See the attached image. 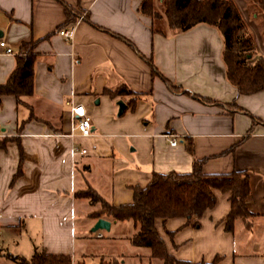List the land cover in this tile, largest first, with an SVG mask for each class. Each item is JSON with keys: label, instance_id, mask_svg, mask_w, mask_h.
Listing matches in <instances>:
<instances>
[{"label": "crops", "instance_id": "crops-1", "mask_svg": "<svg viewBox=\"0 0 264 264\" xmlns=\"http://www.w3.org/2000/svg\"><path fill=\"white\" fill-rule=\"evenodd\" d=\"M61 1L80 12L70 41L57 34L67 25L59 1L0 0V40L13 53L0 47V83L14 67L20 44L34 42L35 55L32 94L19 101L0 96L6 135L0 138V255L8 264L14 263L7 254L27 259L35 250L68 255L72 263L116 258L156 264L148 248L130 245L135 231L130 221L104 218L108 231L97 230L93 237L102 239L124 223L122 245L102 243L90 250L85 231L96 219L88 216V199L74 193L89 185L113 205L130 203L131 187H144L153 173H188L193 161L201 160L203 174L245 172V203L254 217L247 225L236 219L232 231H224L228 194L214 189L215 202L197 227L183 217L155 219L167 253L192 263L218 256L219 264H264V89L243 95L228 83L214 27L197 24L174 32L163 17L140 13L139 0ZM231 1L251 33L253 59L264 60V23L258 26L255 13L250 18L248 0ZM153 4L161 13L160 0ZM148 61L180 89L170 90L152 76ZM121 84L136 97L107 94ZM118 100L125 105L120 115ZM70 103L83 106L91 135L67 136ZM249 115L258 122L252 124ZM77 207L83 228L79 246Z\"/></svg>", "mask_w": 264, "mask_h": 264}, {"label": "trees", "instance_id": "trees-1", "mask_svg": "<svg viewBox=\"0 0 264 264\" xmlns=\"http://www.w3.org/2000/svg\"><path fill=\"white\" fill-rule=\"evenodd\" d=\"M57 1L63 8L64 23L74 22L80 12L71 9L61 0ZM250 1L258 5L264 13L262 0ZM160 7L161 13L154 8L153 0H139L140 13L152 20L163 17L167 27L174 32L187 30L197 24L214 27L222 39L221 60L228 83L236 89L237 94L248 95L264 89V60L260 56L253 59L255 48L251 33L231 0H160ZM125 42L131 46L129 42ZM33 49L34 42L20 44L15 54L14 67L6 80L0 83V96L10 94L19 101L21 96L32 94L35 57ZM148 64L152 76L159 77L170 90L180 89L162 77L149 61ZM107 94L111 97L116 95L136 97V94L124 84L115 90H107ZM196 98L205 103L212 102L199 96ZM133 101L134 98L130 99L128 104ZM249 116L252 124L258 122V119ZM201 162L193 161L188 173H153L144 187H131L130 203L113 205L95 194L89 186L76 191L74 196L100 204L99 209L88 214L90 218L130 221L135 227L134 233L128 237L130 245L148 248L149 258L155 260L156 264H219L218 256L210 262L192 263L175 259L167 253L163 240L154 227L155 219L165 220L172 217H183L186 224L197 227L198 219L203 212L211 208L215 202L212 192L214 189L228 194L229 210L222 219L224 231L231 232L236 219H241L246 225L250 223L254 214L248 211L245 203L248 195V178L245 172L203 174L200 171ZM18 174L19 170L14 176ZM6 257L14 264H85L82 261L72 263L68 255L50 254L43 250H35L27 259L10 254ZM97 264L123 263L113 258L107 261L100 260Z\"/></svg>", "mask_w": 264, "mask_h": 264}, {"label": "rangeland", "instance_id": "rangeland-1", "mask_svg": "<svg viewBox=\"0 0 264 264\" xmlns=\"http://www.w3.org/2000/svg\"><path fill=\"white\" fill-rule=\"evenodd\" d=\"M248 2V14L250 16V18H252V14L255 13V18H256V22L258 23V26H262L264 23V15L262 14L260 8L258 5L256 4H253L250 0L247 1ZM89 186V185H88ZM87 187V186H86ZM86 187H82V189H78V190H84L86 189ZM91 190L94 191L95 194L99 195L94 188H92L90 186ZM77 190V191H78ZM100 196V195H99ZM88 202L90 203V207L87 208V210L89 212L93 211V210H97L100 208V204L99 203H91L89 200ZM79 207H77V217H76V246H79L82 242V235H81V231H82V220H81V217H80V214H79ZM88 212V214H89ZM124 223H118L117 225L113 226L112 230L109 231V232H104L105 236L104 238L102 239H95L93 236L95 234V232H88V231H85V234L87 236H89V240H87V245L89 247L90 250L94 251L97 247V245L99 244H102V243H107L109 245L110 248H113L115 245V243H117L116 245H122L121 243V239L120 237H122L125 233V225H123ZM120 240V241H119ZM90 261H94V260H87V262L89 263H95V262H90ZM0 264H8V261H6V258L5 256H1L0 255ZM127 264H131V263H128Z\"/></svg>", "mask_w": 264, "mask_h": 264}, {"label": "built area", "instance_id": "built-area-1", "mask_svg": "<svg viewBox=\"0 0 264 264\" xmlns=\"http://www.w3.org/2000/svg\"><path fill=\"white\" fill-rule=\"evenodd\" d=\"M74 29V24L70 23L64 26L63 28H60L57 30V34L61 36L65 41H70L72 38ZM0 47L3 49L4 54H13L11 49L9 47H6L4 42L0 40ZM69 112V131L67 133V136L72 138L74 136H80V137H87L91 135V123L89 117L86 115L85 110L83 106L80 104H69L68 108ZM6 136L2 132V128L0 125V138ZM170 145H175L176 140L174 138L169 139ZM77 148L72 145L71 151L74 152ZM79 152L85 153L84 148H80ZM97 237H100L101 234L97 233Z\"/></svg>", "mask_w": 264, "mask_h": 264}, {"label": "water", "instance_id": "water-1", "mask_svg": "<svg viewBox=\"0 0 264 264\" xmlns=\"http://www.w3.org/2000/svg\"><path fill=\"white\" fill-rule=\"evenodd\" d=\"M116 105H117V112H116V114L117 115H120L123 112V110L125 108V105H124V103L121 100H118L116 102ZM109 225H110V222L108 220L99 217V218H97L94 221L93 225L90 228V232H95L97 230L108 231Z\"/></svg>", "mask_w": 264, "mask_h": 264}]
</instances>
